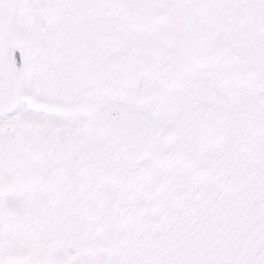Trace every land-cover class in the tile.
<instances>
[{
	"label": "snow or ice",
	"instance_id": "obj_1",
	"mask_svg": "<svg viewBox=\"0 0 264 264\" xmlns=\"http://www.w3.org/2000/svg\"><path fill=\"white\" fill-rule=\"evenodd\" d=\"M0 264H264V0H0Z\"/></svg>",
	"mask_w": 264,
	"mask_h": 264
}]
</instances>
